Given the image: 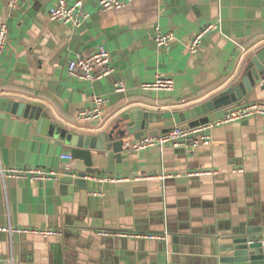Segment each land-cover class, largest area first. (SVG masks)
I'll return each instance as SVG.
<instances>
[{
  "label": "crops",
  "instance_id": "1",
  "mask_svg": "<svg viewBox=\"0 0 264 264\" xmlns=\"http://www.w3.org/2000/svg\"><path fill=\"white\" fill-rule=\"evenodd\" d=\"M56 1L21 0L10 14L7 0H0V23L9 25L0 60V99L37 105L45 117L39 124L30 113L0 114L2 167H69L72 161L61 159L70 153L68 146L49 119L68 134L95 136L135 107L185 108L225 88L264 47V0H131L105 12L99 0H83L90 14L79 26L48 16ZM216 20L219 27L190 57L195 33ZM156 27L173 32L174 40L159 46ZM101 43L115 70L90 82L70 76V61L92 54ZM158 73L172 74L174 88H139ZM116 81L127 89L115 91ZM94 93L108 95L102 117L77 120L76 111L89 106ZM212 135L208 147L154 146L132 153L122 175L105 173L103 163L95 175L124 179L92 178L86 189L72 192L59 178L33 182L0 174V224L60 230L49 237L1 233L0 255L12 254V264H213L218 235L264 224V116L217 126ZM130 158L136 159L134 170ZM210 169L219 172L188 174ZM162 171L175 175L149 177ZM99 188L103 194L92 195ZM101 231H167L168 237Z\"/></svg>",
  "mask_w": 264,
  "mask_h": 264
},
{
  "label": "water",
  "instance_id": "2",
  "mask_svg": "<svg viewBox=\"0 0 264 264\" xmlns=\"http://www.w3.org/2000/svg\"><path fill=\"white\" fill-rule=\"evenodd\" d=\"M260 91L264 92V47L251 54L240 73L225 88L209 99L185 108L155 111L135 107L125 111L113 127L95 136L75 132L68 134L63 127L49 119V127L61 136L73 156L71 167L64 170L59 180L68 184L71 192L75 187L86 189L88 176L100 172L103 163L106 164L103 169L105 173L122 175L125 158L130 155L125 151L127 136L133 135L136 139L145 133L158 136L174 126L187 129L209 119L222 118L235 105L264 99L259 98ZM40 111L37 105L26 101L0 99L2 116L10 112L18 115L26 112L41 124L45 117ZM130 159L134 170L136 159ZM214 255L213 264H264V224L236 234L218 235Z\"/></svg>",
  "mask_w": 264,
  "mask_h": 264
},
{
  "label": "built area",
  "instance_id": "3",
  "mask_svg": "<svg viewBox=\"0 0 264 264\" xmlns=\"http://www.w3.org/2000/svg\"><path fill=\"white\" fill-rule=\"evenodd\" d=\"M131 0H99V10L102 12L114 9H120ZM21 0H7V7L10 14L20 5ZM89 11L85 7L83 0H76L73 3H69L67 0H57L48 9V16L54 20H60L65 23H71L75 26L81 25L89 16ZM219 27V20L211 21L205 24L195 35L193 36L188 46V55L191 57L197 53L201 46L203 38L211 31ZM155 41L161 45H168L174 40V33H164L159 27L155 28ZM9 25L6 22L0 23V60L4 53L5 47L8 42ZM114 66L111 62L110 51L103 43L97 46V49L90 55L78 56L72 59L68 65V73L75 79L82 81H94L111 74L114 71ZM175 80L172 74L158 73L154 81L143 83L139 88L143 90H171L174 88ZM122 81H116L115 91L126 90ZM108 102L107 94L94 93L91 97V104L86 107L79 108L75 117L82 122L93 121L100 119L104 112V106ZM257 116H264V100H252L240 105H235L229 108L222 118L209 119L198 125L191 126L187 129H181L177 126L172 127L170 130L161 133L158 136L144 135L139 139L126 137L125 151L129 154L140 152L146 148L157 146L163 150L166 146L171 147H183L195 149L197 147H208L213 143L212 131L215 127L226 125L234 121H244ZM61 159H66L69 162L73 161L71 152H64L61 154ZM71 167V166H69ZM61 166L53 167H32V166H0V174L3 179L8 177L14 179H28L29 181H43L47 179H58L65 169ZM242 171V168L236 169ZM217 169H210L205 171H191L188 174H200V173H218ZM174 173L162 171L158 175H150L149 177L159 176L164 179L168 176H173ZM89 179L105 180H122L121 176L104 174V175H91ZM103 194L102 188L96 189L92 192V195L101 196ZM8 233L13 235L15 233H39L43 237H49L51 235L60 232L59 229L52 227H31L13 225L12 223L0 224V234ZM102 235H121V236H133L141 238H157L166 240L168 232L157 233H131L127 231H101ZM12 254L4 257L0 255V264L10 263L12 264Z\"/></svg>",
  "mask_w": 264,
  "mask_h": 264
},
{
  "label": "trees",
  "instance_id": "4",
  "mask_svg": "<svg viewBox=\"0 0 264 264\" xmlns=\"http://www.w3.org/2000/svg\"><path fill=\"white\" fill-rule=\"evenodd\" d=\"M243 66H244V65H243ZM242 69H243V67H242ZM242 69H241V70H242Z\"/></svg>",
  "mask_w": 264,
  "mask_h": 264
}]
</instances>
